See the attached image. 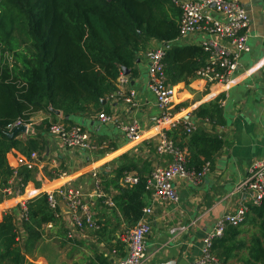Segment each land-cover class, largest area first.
<instances>
[{
    "label": "crops",
    "instance_id": "obj_1",
    "mask_svg": "<svg viewBox=\"0 0 264 264\" xmlns=\"http://www.w3.org/2000/svg\"><path fill=\"white\" fill-rule=\"evenodd\" d=\"M235 1L250 20L249 51L240 56L229 82L207 84L196 72L187 82L175 85L167 79L174 91L170 109L181 114L183 123H190L194 130L187 135L180 124L165 132L186 153L188 169L197 170L209 162L208 173L196 183L177 179L174 186L179 202L176 204L155 198L145 188L149 173L169 162V157L156 152L159 111L149 87L145 53L162 45L198 46L203 36L190 34L168 43L150 40L146 50L137 56L136 75L130 71L122 85V96L114 94L118 89L116 80L114 91L102 99L104 104L100 103L99 111L70 116L54 114L57 122L66 120L69 122L65 124H78L89 132L94 150L62 146L47 132L45 122H52L50 114L41 111L32 113L24 123L25 132L14 136L23 142L28 139L38 144L44 142V146L30 152H35L38 160L29 170L30 179L22 196H4L0 202V223L9 215L15 234L5 256L12 255L0 258V264L112 263L126 255L120 236L135 225L146 207L151 208L152 214L143 264H197L206 234L218 219L241 206L247 207L245 221L237 228L228 227L224 236L213 243L212 253L217 260L213 264H253L250 243L256 238L264 240V200L254 206L251 194L239 186L247 178L251 164L264 160V0ZM208 13L221 20L211 9ZM177 17L179 21V13ZM219 44L228 46L227 42L219 41ZM130 91L135 92L134 105L124 98ZM203 108L214 113L212 119L199 114ZM101 112L112 118L109 123L98 120ZM131 121L139 125L142 137L139 143L129 142L124 136L122 125ZM25 156L28 155L11 150L6 155L9 168L17 167ZM21 168L24 167L18 170ZM124 174L136 175L139 183L124 187L120 182ZM140 182L142 191L137 189ZM13 183L17 181L13 179ZM64 186L82 189L98 228L76 227L66 204L59 201L56 221L42 224L38 229L40 236L31 238L27 229L29 216L24 218L21 205L25 203L27 208L41 195ZM104 198H110L113 206H108ZM3 251L0 245V253Z\"/></svg>",
    "mask_w": 264,
    "mask_h": 264
},
{
    "label": "trees",
    "instance_id": "obj_2",
    "mask_svg": "<svg viewBox=\"0 0 264 264\" xmlns=\"http://www.w3.org/2000/svg\"><path fill=\"white\" fill-rule=\"evenodd\" d=\"M15 1L6 0L12 5ZM26 5L21 12L27 20L29 45L15 53L13 65L0 53V202L12 176L6 155L13 149L29 155L44 146L36 140L9 138L8 126L18 119L27 123L39 111L57 122L49 108L68 116L99 111L102 99L114 91L121 68L136 75L135 61L150 40L168 43L178 37L180 11L169 0H26ZM4 16L2 34L12 25ZM206 59L207 52L200 46L166 48L168 82H187ZM199 110L203 117L213 118L214 113ZM17 176L25 185L29 170L21 168ZM140 183L137 189L142 191ZM27 210L31 238L40 236L42 224L56 221L45 195L28 204ZM14 240L12 220L6 215L0 223V245L5 249L0 258L12 255L5 256ZM258 247L257 243L254 249Z\"/></svg>",
    "mask_w": 264,
    "mask_h": 264
},
{
    "label": "built area",
    "instance_id": "obj_3",
    "mask_svg": "<svg viewBox=\"0 0 264 264\" xmlns=\"http://www.w3.org/2000/svg\"><path fill=\"white\" fill-rule=\"evenodd\" d=\"M180 11L178 21V37L183 38L190 34H200L203 36L199 45L207 52L205 64L196 70V76L204 80L207 84H226L229 82L231 73L236 69L240 56L249 51L248 36L250 20L245 10L235 0H169ZM212 10L221 17H212L208 10ZM227 42L228 46L219 44ZM166 47L159 46L149 49L145 53L148 61L147 73L149 77V87L152 92L157 109L159 111L156 119V126L159 128L156 152L159 156L169 157V162L164 166L155 167L145 179V188L152 192L157 199L166 200L173 204L179 202V196L175 189L174 182L177 179H187L192 182H199L208 173L210 163L195 170L187 168L186 153L177 147L169 135L165 132L168 129H175L178 125L183 126L185 134L190 135L194 126L184 122L181 114L172 113L170 106L174 101V91L167 84L164 72V57ZM125 75L121 74L117 78L115 95H121L122 85L127 82ZM111 94V93H110ZM135 92L130 91L124 96L127 103L133 104ZM134 105V104H133ZM111 117L101 112L98 120L102 123H109ZM22 119L16 120L8 126V133L14 128L25 126ZM122 130L127 141L139 143L142 137L139 125L136 121L124 123ZM26 127V126H25ZM47 132L62 146L76 148L85 151L95 149L91 141V136L81 125H68L62 122H50ZM38 160L35 152L23 157L17 167H12V176L7 186L2 190L4 196L18 198L22 196L24 185L20 177L17 176L18 167L32 170ZM93 176H95L93 174ZM13 179L16 184H11ZM140 179L136 175L124 174L121 184L124 187H135ZM240 190L249 192L252 196L254 206H259L264 200V160H258L251 164L249 173L245 181L239 186ZM48 208L53 211L54 217L58 218L56 212L59 201H63L69 211L73 223L78 228L97 229L98 226L93 219L89 203L86 202L81 188L76 186H64L46 193ZM100 196H105L101 194ZM108 206H113L114 202L110 198H104ZM24 209V218H28L26 204L21 205ZM247 207L241 206L229 214L217 220L214 227L203 239L201 256L197 264H213L217 260L212 253L213 243L221 239L228 227L237 228L244 223ZM151 208H144L135 225L120 236L124 242L126 255L109 264H143L145 260V239L150 231L149 216Z\"/></svg>",
    "mask_w": 264,
    "mask_h": 264
},
{
    "label": "rangeland",
    "instance_id": "obj_4",
    "mask_svg": "<svg viewBox=\"0 0 264 264\" xmlns=\"http://www.w3.org/2000/svg\"><path fill=\"white\" fill-rule=\"evenodd\" d=\"M25 5L26 0H16L15 5L7 4L6 0H0L1 21V16L5 15L4 17L9 24H12L11 29L7 28V32L4 34L0 33V53H4V60L8 64L13 65L15 62V53L21 52L29 45V38L26 33L27 20H25V15L21 12L25 9ZM172 113H176V110L175 112L172 111ZM50 118V121H52L53 118L51 115ZM44 126L45 125H43V127ZM262 230L264 231V228H262ZM257 243L259 244V247L254 249ZM250 245L249 253L252 263L264 264V240L262 238H256L250 243Z\"/></svg>",
    "mask_w": 264,
    "mask_h": 264
},
{
    "label": "water",
    "instance_id": "obj_5",
    "mask_svg": "<svg viewBox=\"0 0 264 264\" xmlns=\"http://www.w3.org/2000/svg\"><path fill=\"white\" fill-rule=\"evenodd\" d=\"M121 70H122L123 75L129 76V74H130L129 69H126L123 67V68H121ZM101 104H104V102L102 101ZM49 110H50V112H52L55 115H60V111H58V110H54L52 108H49ZM64 118L68 119V116H65ZM25 128H26L25 126H20V127L14 128L10 133L7 134V136L9 138H13L17 133H24L26 130Z\"/></svg>",
    "mask_w": 264,
    "mask_h": 264
}]
</instances>
